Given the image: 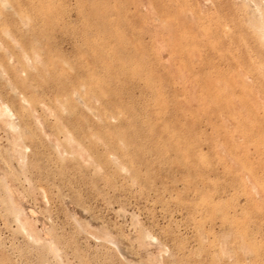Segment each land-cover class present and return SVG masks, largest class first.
Wrapping results in <instances>:
<instances>
[{
	"label": "rangeland",
	"instance_id": "rangeland-1",
	"mask_svg": "<svg viewBox=\"0 0 264 264\" xmlns=\"http://www.w3.org/2000/svg\"><path fill=\"white\" fill-rule=\"evenodd\" d=\"M0 107V264H264V0H0Z\"/></svg>",
	"mask_w": 264,
	"mask_h": 264
},
{
	"label": "bare ground",
	"instance_id": "bare-ground-1",
	"mask_svg": "<svg viewBox=\"0 0 264 264\" xmlns=\"http://www.w3.org/2000/svg\"><path fill=\"white\" fill-rule=\"evenodd\" d=\"M2 104H3V103H2ZM3 106H4V104H3ZM3 106H1V107H3ZM1 107H0V108H1ZM4 107H5V106H4ZM6 109H7V106H6ZM6 109L3 108V110H6ZM5 112H6V111H5ZM9 113H10V111L8 112V114H9ZM4 114H5V113H4ZM8 114H7V115H8ZM10 114H11V113H10ZM7 115H6V116H7ZM11 115H12V114H11ZM0 117H2V116L0 115ZM8 117H9V116H8ZM13 130H14V129H13Z\"/></svg>",
	"mask_w": 264,
	"mask_h": 264
}]
</instances>
